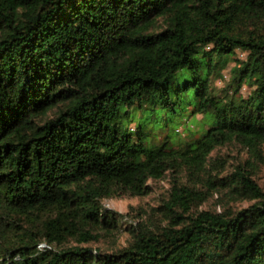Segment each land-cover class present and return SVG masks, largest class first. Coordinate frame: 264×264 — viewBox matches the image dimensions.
Masks as SVG:
<instances>
[{
	"label": "trees",
	"instance_id": "16d2710c",
	"mask_svg": "<svg viewBox=\"0 0 264 264\" xmlns=\"http://www.w3.org/2000/svg\"><path fill=\"white\" fill-rule=\"evenodd\" d=\"M230 145L264 161V0H0V264H264ZM166 176L163 223L92 246L122 230L103 200ZM220 190L251 204L202 209Z\"/></svg>",
	"mask_w": 264,
	"mask_h": 264
},
{
	"label": "rangeland",
	"instance_id": "374dc122",
	"mask_svg": "<svg viewBox=\"0 0 264 264\" xmlns=\"http://www.w3.org/2000/svg\"><path fill=\"white\" fill-rule=\"evenodd\" d=\"M222 79H217L216 84L222 86ZM184 124V123H183ZM182 129H180L181 131ZM264 153V148H263ZM219 154L220 156L226 158L223 172L220 176L225 177L230 173H233L240 166H245V162L251 165L254 162L255 168L253 169V179H255L259 185L264 189V161L262 160H252L249 154L239 145H230L220 149L215 152L214 155ZM171 177L166 176L161 180H150L149 184L151 186V193L143 197H119V198H107L103 200L105 207L112 209L116 213L122 215L120 223L122 225V230L113 231L111 235H107L101 238L97 243H92L93 247H99L104 250H111L114 248H120L127 243L130 237V233L126 230L127 223L134 224L142 223L151 218L154 213L153 219L157 224H161L164 221L162 216V211L159 207L164 203L169 197V192L171 189ZM228 191L220 190L214 192L208 201L202 205V209H211L217 211H223L226 207L230 206L235 209H243L248 207L251 202L248 200L237 201L232 198ZM163 221V222H162Z\"/></svg>",
	"mask_w": 264,
	"mask_h": 264
}]
</instances>
